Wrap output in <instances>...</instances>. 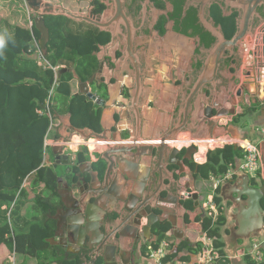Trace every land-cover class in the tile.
<instances>
[{"label": "water", "instance_id": "obj_1", "mask_svg": "<svg viewBox=\"0 0 264 264\" xmlns=\"http://www.w3.org/2000/svg\"><path fill=\"white\" fill-rule=\"evenodd\" d=\"M226 1L229 5L242 10L243 16L239 22L238 33L230 41L225 39L221 30L216 29V33L212 30L217 37L216 47L211 52L215 62L213 66L215 71H218L219 61L224 52L227 49H232L238 41L243 40L250 33L249 20L256 14L257 7L264 4V0ZM25 2L34 12H39L35 18V27L41 33L39 42L44 53L47 52L50 39V31L44 20L46 14L65 15L93 25L101 32L110 35V41L106 45L100 46L101 50L97 53L99 67L95 74L89 81H79V93L86 95L89 100L103 108H112L115 103L118 105L122 103L124 106H118L119 108L114 114L119 123L127 122L129 130V137L124 139L119 132L112 133L109 126L103 125L102 120L103 131L96 132L74 128L69 116L56 118V120H61L62 125V130H56V134L62 132L63 134H61L60 140L52 141V135L48 136V139L53 154L57 156L58 164H61V161L68 162V156L63 154V150L65 149V140L73 131L80 134L81 140L99 139L104 141L107 148L100 158L104 163L101 173L94 171L93 162L80 164V174L89 173L90 175L85 191L80 189L78 195L74 196L65 184L62 197L60 196L61 206L64 210L58 211L60 216L53 217L57 220V230L56 234L49 239L51 244L65 246L73 253H79L83 247L87 246L94 256L91 255L92 259L89 262L81 264H96L100 256L105 255L104 246L110 237L107 232L100 233L99 221L103 217L99 213L105 214L106 212L104 209L106 207L105 198L111 204L121 200L124 205L120 204L121 207L113 215H117L119 220L122 219L127 227L136 225L141 230V221H137L136 218H141L140 220L145 218L146 236H151V228L158 219V216L153 212L154 200L152 201V199L154 197L152 195L156 196V203L164 199L170 202L171 207L178 206L183 209L184 213L186 212V215L179 216L173 211H166L158 206L161 211L173 214L169 221L178 240L184 239V232L187 230L201 231L202 226H196V220L197 214L202 209L192 211L181 202L187 201L188 198L198 201L200 195L197 191L193 192L196 189L194 175L185 171V158L178 159L179 151L187 149L190 159L196 151V147L192 146V143H198V148H206V143L212 142L219 136H226L228 133H223L225 128L217 127V125L220 117L223 119L228 116L236 117L235 111H220L219 116L212 119L214 108L212 107L213 102L210 101L211 97L204 96L203 99H200L202 88L211 84L209 78L193 84L188 93L178 95L173 87L165 85L167 73L163 61L159 59L152 63L153 68L149 72L146 64L141 63L137 56L134 44L135 29L131 18L126 14L122 0H116V11L107 10L102 14H95L93 7H90L87 13H77L68 10L62 4L46 0H25ZM121 24L125 26V32L120 30ZM157 46L162 48L159 50L163 51L166 43L163 42ZM138 47L142 48V54L147 52L148 47L146 48L144 44H139ZM149 48L152 49L151 46ZM248 53L250 54L249 48ZM108 61L112 67L109 66ZM251 65L245 63L244 67L245 70H251L250 74L254 75ZM73 72L75 78L79 80L78 74ZM124 73H127L128 76L125 87L130 90L129 98L121 96L115 88L119 85ZM151 75L154 76L158 85L152 81ZM93 84L100 88L105 86L106 98L91 90L90 86ZM248 95L254 96V101L257 103L254 85ZM148 102L152 104V107L147 104ZM229 113L231 115H228ZM262 149L264 161V144H262ZM145 158L154 159V162L150 166L149 174L142 177L146 173L145 167H149L144 163ZM138 165H140L139 168H137ZM170 166H175L177 169L172 171ZM65 175H67L66 171L58 178L59 189L62 188ZM138 177L147 187L139 196L133 189V184L136 183L134 181H137ZM257 178L258 181L254 183L252 177L246 174L245 179L236 185L238 187L237 200L241 204L238 208V233L241 237L257 235L264 228L263 168L259 170ZM162 183L166 185L165 191L169 195L167 198L162 196L158 198ZM132 196H136V198L134 204L129 206ZM186 216H189L190 224L186 222ZM164 219L162 218L161 221ZM177 220H179V224ZM91 231H93V237L89 238L88 234ZM94 232H96V239H94ZM121 234L123 235V232ZM77 236L80 238L78 243L74 239ZM87 241L89 242L86 245ZM103 257L105 258V256Z\"/></svg>", "mask_w": 264, "mask_h": 264}, {"label": "trees", "instance_id": "obj_2", "mask_svg": "<svg viewBox=\"0 0 264 264\" xmlns=\"http://www.w3.org/2000/svg\"><path fill=\"white\" fill-rule=\"evenodd\" d=\"M94 4L96 13L105 7L101 0ZM217 19L227 27L230 33L227 36L232 37L236 31L234 18L219 14ZM44 20L50 31L45 56L52 65L65 67L61 70L60 84L53 98L51 111L54 117L60 119V116L67 115L74 128L102 132L103 109L79 93L73 71L78 74L79 81H89L99 67L97 53L100 46L110 41V35L61 14H46ZM33 36L40 41L41 33L35 25L31 32L26 21H12L10 17L0 19V249L7 247L9 254L15 252L18 264H28L29 259L80 264L81 256L67 253L49 241L57 230V223L49 213H54L61 206L58 178L63 171L42 166L45 139L51 135V120L38 111L45 106L54 76L51 70H44L38 64L36 52L27 53ZM241 117L236 118L235 124ZM48 154L54 161L53 152L51 154L48 150ZM216 157H220L221 162L216 163ZM242 157L243 150L227 145L214 151L206 163L200 164L199 173L206 178L205 185L209 190L210 174H224L236 159ZM78 160H84L82 152ZM195 165L191 162L194 169ZM252 179L254 183L258 181L257 177ZM217 194L214 199L221 208L222 200ZM188 202V206L193 208L192 201ZM226 223L222 209L216 220L210 216L203 218L202 232L213 239V246L222 257L214 264H230L224 260L226 244L222 228ZM155 236L151 244L154 247L163 239H175L174 246L163 257L164 264H175L178 260L192 262L203 249L202 240L184 239L176 243L171 225L160 226ZM147 252L145 260L152 264ZM245 258L248 264H257L250 256Z\"/></svg>", "mask_w": 264, "mask_h": 264}, {"label": "flooded vegetation", "instance_id": "obj_3", "mask_svg": "<svg viewBox=\"0 0 264 264\" xmlns=\"http://www.w3.org/2000/svg\"><path fill=\"white\" fill-rule=\"evenodd\" d=\"M95 1L96 0H91L89 3V8L93 7L95 14H102L107 10L116 11V0H101L105 7L100 13H96ZM122 1L126 14L131 18L135 29L134 44L136 45L135 50L137 51L139 61L146 64L149 72L152 71V63L159 59L163 61L167 73L166 86L173 87L178 95H182L188 93L189 88L192 87L193 84H196V82L209 78L211 84L202 88L200 91V99H203L204 96L211 97L210 101L213 102L212 107L214 108V111H212V119L219 116L218 113H220V111L227 112L233 110L236 113L237 107H242L243 105L247 106L246 103H253L251 100H254V96H250L248 101L246 95L249 90H252L253 85H257V80L254 75L250 74L251 70H245L244 65L245 63L252 64L251 66L259 73H261L264 68V4L257 7L256 14L249 20L250 33L243 40L238 41L232 49H227L224 52L223 57L219 61L218 71H215L213 69L215 62L211 52L216 47V29L221 30L226 40H232L239 31V22L243 16L242 10L229 5L226 0ZM219 14L223 17H230V19L234 18L236 31L232 37L227 36L230 34L226 30L227 27L217 19ZM256 27H259V29H255ZM120 30L125 32V26L121 24ZM163 42L166 43V46L164 47L165 50L161 51L159 49L162 48H158L159 46L157 45H161ZM139 44H144L146 48L148 47L145 54H142V48L138 47ZM150 46L152 49L149 48ZM248 48L250 54L248 53ZM108 64L112 67L109 61ZM127 78V73L122 74L119 85L115 86L118 93L124 98L130 97V90L125 87ZM151 79L155 85H158L153 75H151ZM100 89L103 94L101 97L103 96L106 98V91H103V89H106L105 86ZM147 104L152 107L151 103L148 102ZM118 106L122 107L124 105H118V103L114 104V107ZM102 109L104 110L103 107ZM228 115H231V113ZM115 127L122 136H126L127 133L129 134L128 129H124L126 127L124 124L119 123L117 118ZM105 149L102 150V153ZM82 153L86 155L84 152ZM63 154L66 153L63 152ZM101 154L98 153L95 160L90 157H88V160V158L84 156V160L77 164H71V160L66 154L68 156V162L64 163L61 161L60 165H67L69 167V174L65 175L62 188L59 189L61 197L65 184L68 186L70 193L74 196L78 195L80 189L83 191L86 190L90 175L89 173L80 174V164L93 162L94 171L101 173L104 166L103 161L100 160ZM193 154L190 159H184L190 167L191 162L194 163L192 159ZM52 155L54 161L59 163L57 156L55 154ZM178 159H182L181 155H178ZM147 160H149V162H146ZM153 162L154 159H144V163L149 165V167H145L144 171H146V173L142 175V177H146L149 174L150 166L153 165ZM139 167L140 165H138L137 168ZM169 168L172 171L176 170V168L172 166ZM134 182H136L133 184L134 192L139 196L147 187L144 185V182L140 181V178ZM165 188L166 185L162 183L160 185V194L158 198H161L160 196L163 198L169 196ZM152 196L154 197L152 199V201L154 200L153 212L158 216V219L151 228V236H146L144 231V227L146 226L145 218H142V220H140L141 218H136L137 221H141V230H139L136 225L127 227V224H125L122 219L119 220L117 215H113V213L121 207L120 204L124 205L121 200H117L116 203L111 204L107 202L105 198L104 202L106 207H104V209L106 212L105 214L99 213V215L103 217V219L99 221L100 233L107 232L110 237L104 246L105 255L103 256H105V258L100 256L96 264H148L145 260V253L155 241L156 229L160 226L171 225L169 220L173 217L172 213L163 212L159 207L166 211H173L179 216L186 215V212L184 213L181 207H171L170 202L164 199L156 203V196ZM132 197L131 201H129V206L134 204L136 198V196ZM181 202L187 209L193 210V208L188 206V201ZM62 209L63 206H60L54 213H49V217L53 219L55 216H60L61 214L58 213V211ZM111 211L113 212L110 213ZM162 218L165 219L161 221ZM188 219L189 217L186 216L185 220L187 223ZM198 220L203 222V217H199ZM55 221L57 223V220ZM177 222L179 224V220H177ZM122 232L123 235H120ZM171 232L175 234L172 225ZM184 233L185 237L186 232ZM94 235V239H96V232H94ZM88 236H90L89 238L93 237V231H91ZM74 239L76 243L80 241L79 236ZM88 242L89 241L86 242V245ZM74 255L81 256L83 259L82 262H89L92 256H94L87 246L83 247L79 253H74Z\"/></svg>", "mask_w": 264, "mask_h": 264}, {"label": "built area", "instance_id": "obj_4", "mask_svg": "<svg viewBox=\"0 0 264 264\" xmlns=\"http://www.w3.org/2000/svg\"><path fill=\"white\" fill-rule=\"evenodd\" d=\"M25 5L28 10L27 26L30 29V31L33 32V27L35 25V18L38 16L39 12L32 11L31 8L26 4V2ZM32 52H36L38 64L42 66L44 70L47 71L51 70L54 76L53 86L49 91L48 98L45 101V106L38 111L41 116L48 115L50 117L51 123H50L49 131L51 134L54 130H56L58 127L61 126V120H56V118L54 117L51 111V108L54 103L53 98L56 94V89L60 84L61 70L65 69V67L61 65H57V66L52 65L50 61H48V59L46 58L45 53L43 52L40 46V42L34 36H33L32 45L28 49L27 53L30 54ZM263 78H264V68L261 73L256 71L257 84L261 85L262 84L261 81L263 80ZM230 121H232L231 116H228L226 119L220 117L219 124L226 125ZM260 133L262 136L261 137L262 140H264V125L260 128ZM60 139L61 137H55L52 138V141H56ZM222 143L240 144L243 148L244 155L242 161L239 163L237 167L229 168L221 176H216V175L211 176V180H210L211 192L209 193V200L208 202H206V208L208 211V216L212 217L214 220H216V217L220 212V208L214 199L218 188H220V186L226 181H232V180L236 181V179L238 180L240 175L239 173H245L250 176L257 177V174L259 170L262 168V164H263V155L259 143L250 140L237 141L231 137L215 138L212 142L206 143L207 152H205L202 149V147L198 148V143H192V146L194 145L196 147V151L193 154V161L196 164L206 163L209 159V157H207L209 152L213 148H216V146ZM106 144L108 143L106 142ZM105 148L107 147L104 141H101L99 139L81 140V136L79 133L72 132L69 138L65 140V149L63 150V152L69 156L71 160V164H77L79 162L78 155L80 152L86 153L90 158L95 160L97 154L98 153L101 154L102 150ZM50 149L52 150V146L47 136L44 143V160L42 166L53 167L55 165L56 168L60 166L66 172L69 171V167L67 165H60L58 164V162L50 159V156L48 154V150ZM186 198H188L187 195ZM174 240H175L174 238L173 239L166 238L161 240L158 246L154 247L151 245L148 248L147 254L152 264H164L163 257L171 250L172 246H174ZM197 240H202L203 249L196 256L195 260L192 262L178 260L175 262V264H214L217 259L222 258L219 250L215 248V246H213V239L206 232H202V234ZM177 242L178 240L176 239V243ZM246 256H250L257 264H264V236H262V238L255 239L250 244L241 245L240 247H238L237 251H235L233 254L226 253L224 260L231 261ZM7 264H18L15 252L9 254Z\"/></svg>", "mask_w": 264, "mask_h": 264}, {"label": "crops", "instance_id": "obj_5", "mask_svg": "<svg viewBox=\"0 0 264 264\" xmlns=\"http://www.w3.org/2000/svg\"><path fill=\"white\" fill-rule=\"evenodd\" d=\"M49 1L56 3V4H62L65 8H67L68 10H71L73 12L86 13L87 9L89 8V3L91 0L90 1H87V0H49ZM89 9H88V11H89ZM3 17H10V19L12 21H21V22L26 21V22H28L27 7L20 0H0V19ZM35 17H36V15H35ZM76 80L78 81V84H79V80L78 79H76ZM263 81H264V78H263ZM262 86H264V85H262ZM90 87H91V90L93 92L97 93L99 96L103 95L101 92L102 90L98 86L91 85ZM261 88H264V87H261ZM260 92H261V90H260ZM257 96H259V95L256 93V97ZM246 98L249 101L250 96L247 94ZM249 106H250L249 109H246L244 112V115L240 118V119H243V123L245 125V128L240 126L241 121L239 123L235 124L236 117L231 116L232 117L231 122H233L232 124H231V122L226 124V125H223V124L220 125L218 123L217 127L225 128V129H223V133H228V134L226 136H219L217 138L231 137L237 141H241V140H250L253 142L259 141L261 151H263L262 144H264V140H262V138H261L262 136L260 133V128L264 125V101L258 102V103H252V104H249ZM118 108L119 107L104 108L103 118H102V123L104 126H108V124L111 126H115L116 117H115L114 113ZM241 110H242V108L237 107L236 114L241 113ZM60 117H68V116L64 115V116H60ZM69 119H70V117H69ZM121 124H124V126L126 127L124 129H127V122L126 121H123ZM232 125H234V126H232ZM56 130H62V125L60 127H58ZM56 130H54L51 133L52 138H55L58 136L61 137V134H63V132L56 134ZM122 137L124 139H127L129 137V134L127 133L126 136H122ZM227 145H233L239 149L242 148V146L240 144H235V143H224L223 144L222 143V144L216 146V148H213L209 152L207 157H210V155H212L214 153V151L225 148ZM202 149L205 152H207V145H206V148L202 147ZM242 150H243V148H242ZM179 155H181V157H182L181 160H183V158L189 159L187 149L180 150ZM243 155H244V152H243ZM84 156H86L87 158L89 157L87 154ZM216 159H217L216 163L221 162L220 157H216ZM242 159H243V157L240 159L239 158L236 159V163L233 164L231 167L232 168L237 167L239 165V163L242 161ZM88 160H89V158H88ZM193 164H196V163L194 162ZM184 165H185V168H184L185 171H188L194 175V178L196 181L195 182V188L196 189L193 192L197 191V192H199V195H200L198 198L199 199L198 201H196L194 199H187V201H189V200L192 201V204H193V210L192 211H197V210L202 209L201 212L197 214V220H196V226H202V222L199 221L198 219H199V217L205 218L208 215V211L206 208V202H208V200H209V196H208L209 187L205 185L206 180H204V179H206V178L203 177L202 174L199 173V165L200 164L195 165L196 169H194L192 166L190 167L185 161H184ZM172 167L176 168L175 166H172ZM262 168L264 169V161L262 164ZM239 174L240 175H239L238 180L236 179V181L232 180V181L224 182L219 188V194H217V192H216L217 196L221 197L222 211H223V214L225 215V217L227 219L226 225L222 228V238L226 244L224 250L228 254H233L235 251H237L238 247H240L241 245L250 244L255 239L262 238V236H264V228L258 233L259 235L258 234L252 235L250 237H241L238 233L239 232V221H238L239 210H238V208L241 206V204L237 200L236 191H237L238 187H236V185L238 183H241V181L243 179H245V176H246L245 173H239ZM211 176H212V174H210V176H209L210 180H211ZM251 177L255 178L254 176H251ZM186 180H187V177H186ZM30 196H31V194H30ZM215 198H216V196H215ZM219 208H220V206H219ZM220 210H221V208H220ZM219 215H220V212H219L218 216ZM217 217H216V219H217ZM187 221H189V219ZM188 223L190 224V221ZM202 231H203V228L201 231L187 230L184 239L196 241L200 237L199 232H202ZM53 245L59 246L60 248H62V250H65L67 253L74 254L73 252L69 251L67 249V247H65V246L55 245V244H53ZM8 249H7V247H3L0 249V264H7V260L9 257V250ZM28 264H56V263H53L49 260L44 261V260L29 259ZM230 264H248V262H247L246 258L243 257V258H237V259L231 260Z\"/></svg>", "mask_w": 264, "mask_h": 264}, {"label": "rangeland", "instance_id": "obj_6", "mask_svg": "<svg viewBox=\"0 0 264 264\" xmlns=\"http://www.w3.org/2000/svg\"><path fill=\"white\" fill-rule=\"evenodd\" d=\"M22 3H24L25 4V0H20ZM46 1H49V0H46ZM255 29H259V27H256ZM253 69H254V76L256 77V71H255V68L253 67ZM264 83V81L262 80V84ZM96 85V84H95ZM261 87H264V86H262V85H260V84H255V89H256V93L260 96H257L256 97V99H257V103L258 102H262V101H264V88H261ZM259 90H261V92L259 91ZM262 93V94H261ZM253 103H256L254 100H251ZM122 104V103H121ZM247 104V106H245V105H243L242 107H240V108H243L242 110H241V113H238V114H236V118L237 117H239V116H243L244 115V112H245V110L246 109H249V104L248 103H246ZM123 105V104H122ZM240 106V105H239ZM114 107V106H113ZM239 121H241V123H240V126H242L243 128H245V125H244V123H243V119H241V120H239ZM231 122V121H230ZM229 122V123H230ZM233 122H231V124H232ZM108 126L110 127V130H111V132L112 133H118V131H117V129H116V127L115 126H111V125H109L108 124ZM232 126H234V125H232ZM67 138H69V137H67ZM50 153L52 154V150L50 149ZM195 153V152H194ZM53 168L55 169V171L57 170V171H63L62 172V174H64V171L65 170H63L62 169V167H60V166H58V168H56V166L54 165L53 166ZM60 173V172H59ZM61 174V173H60ZM66 174H69V171H67L66 172ZM27 186H28V188L30 187L29 186V184H27ZM211 192V189L209 190V192H208V196H209V193ZM32 193V192H31ZM34 196V194L32 193V195H31V197H33ZM9 258V257H8ZM19 260H22V257H20L19 258ZM7 262H8V260H7Z\"/></svg>", "mask_w": 264, "mask_h": 264}, {"label": "clouds", "instance_id": "obj_7", "mask_svg": "<svg viewBox=\"0 0 264 264\" xmlns=\"http://www.w3.org/2000/svg\"><path fill=\"white\" fill-rule=\"evenodd\" d=\"M0 46H2V42H0ZM174 235V234H173ZM174 237H175V235H174ZM176 238V237H175ZM177 239V238H176ZM178 240V239H177ZM179 241V240H178Z\"/></svg>", "mask_w": 264, "mask_h": 264}, {"label": "bare ground", "instance_id": "obj_8", "mask_svg": "<svg viewBox=\"0 0 264 264\" xmlns=\"http://www.w3.org/2000/svg\"><path fill=\"white\" fill-rule=\"evenodd\" d=\"M261 85H264V83L263 84H261ZM209 152V151H208Z\"/></svg>", "mask_w": 264, "mask_h": 264}]
</instances>
